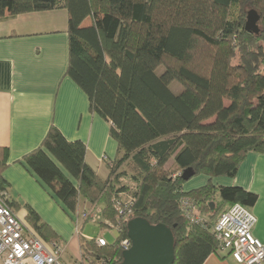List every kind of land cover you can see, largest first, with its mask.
Here are the masks:
<instances>
[{
    "label": "trees",
    "instance_id": "trees-1",
    "mask_svg": "<svg viewBox=\"0 0 264 264\" xmlns=\"http://www.w3.org/2000/svg\"><path fill=\"white\" fill-rule=\"evenodd\" d=\"M249 6L261 16L259 35L246 31ZM58 9L69 14L66 74L86 93L90 111L111 123L119 155L103 180L86 162V145L68 141L52 125L19 163L67 212L79 216L83 201L89 207L84 221L98 210L99 225L118 230L113 245L99 247L98 236L80 240L84 254L121 263L129 221L144 218L172 229L174 264H204L218 252L213 227L219 216L258 200L214 180L236 177L248 155L264 154V0H0V20ZM173 83L181 85L179 93ZM8 166L2 149L0 192H8ZM188 169L194 176L186 181ZM199 175L207 183L185 191ZM185 199L203 224L187 217ZM9 204L13 209L10 197ZM25 208L40 236L60 240Z\"/></svg>",
    "mask_w": 264,
    "mask_h": 264
},
{
    "label": "crops",
    "instance_id": "crops-1",
    "mask_svg": "<svg viewBox=\"0 0 264 264\" xmlns=\"http://www.w3.org/2000/svg\"><path fill=\"white\" fill-rule=\"evenodd\" d=\"M68 21L66 9L31 12L0 20V151H8L9 166L3 177L9 184L7 191L14 201L15 214L33 228L25 206L34 209L67 248L66 261L73 263L81 253L78 235L66 237L60 232L52 215L61 214V204L37 176L19 163L41 146L52 125L68 141H81L86 145V162L103 180L108 178L110 166L119 155L118 144L110 135L111 123L90 111L86 93L66 74ZM90 24L89 19L84 22V26ZM207 181V177L197 176L186 183L184 189L199 188ZM214 183L241 187L257 194L258 200L249 210L257 218L253 233L264 243V154L248 155L236 177H220ZM78 232L77 227L76 234ZM75 245L77 248H73ZM70 247L75 255L69 252ZM204 264L238 263L228 253L218 251Z\"/></svg>",
    "mask_w": 264,
    "mask_h": 264
},
{
    "label": "built area",
    "instance_id": "built-area-1",
    "mask_svg": "<svg viewBox=\"0 0 264 264\" xmlns=\"http://www.w3.org/2000/svg\"><path fill=\"white\" fill-rule=\"evenodd\" d=\"M9 194L0 192V263L1 264H112L110 259H84L75 263L65 261L66 248L58 241H47L33 228L27 226L9 204ZM187 217L203 224L194 202L183 201ZM124 209L119 211L122 216ZM257 218L249 208L235 204L223 212L213 227L218 251L228 253L238 264H264V243L255 237L253 230ZM96 244L107 246L104 236H98ZM123 251L132 247L130 239L122 241Z\"/></svg>",
    "mask_w": 264,
    "mask_h": 264
},
{
    "label": "water",
    "instance_id": "water-1",
    "mask_svg": "<svg viewBox=\"0 0 264 264\" xmlns=\"http://www.w3.org/2000/svg\"><path fill=\"white\" fill-rule=\"evenodd\" d=\"M261 16L256 10L248 12L246 31L259 35ZM194 176L193 169L183 173L188 181ZM213 208V207H212ZM128 237L132 243L129 250L123 252L119 264H174L176 240L172 229L164 224L152 225L144 218H134L128 223Z\"/></svg>",
    "mask_w": 264,
    "mask_h": 264
},
{
    "label": "rangeland",
    "instance_id": "rangeland-1",
    "mask_svg": "<svg viewBox=\"0 0 264 264\" xmlns=\"http://www.w3.org/2000/svg\"><path fill=\"white\" fill-rule=\"evenodd\" d=\"M245 10H246V20H247L248 12L251 11V10H255V9L253 7L249 6ZM163 71H164L163 67H161L160 69H158L157 72L158 73H162ZM171 88H172V90L175 93H179L181 91V89H182L181 85H179L178 83H173L171 85ZM199 176L201 177L202 175H199ZM196 177H194V179ZM54 198L59 202V200L55 196H54ZM59 204H61V203L59 202ZM59 208H61L60 209V211H61L60 213L61 214H53L52 215L54 224L58 227V229L60 230V232L63 235H66V237H71V236H75L76 237L78 235L80 250H81V247H80V242L81 241L80 240L92 239V238H95L97 236H104L107 239V241H108V243L110 245L115 244L116 241L118 240L119 232H118L117 229H115V228H113V229H103L99 225L100 215H99L98 210L95 211V213L93 214V217L91 218V220H89L87 222L83 220L84 217H83L82 213L87 211V210L89 211V207L88 206H83V201L80 202V207H79V213L80 214H79V216H77L76 214H71V213L67 212L65 210V208L62 206V204L59 206ZM77 227L79 228V232L76 234ZM51 229H52V227H51ZM63 239H65V238H62L61 240H63ZM58 242H60V241H58ZM63 246H65V245H63ZM73 248H77V246L75 245V246H73ZM73 248L70 247L69 248V252L74 254V249ZM77 251H79V250H77ZM66 256L67 257L69 256L67 254V248H66V253H65V261L67 259ZM91 256H89L88 254H84L83 251L81 250V253L76 256L75 261L73 263H75L77 260L84 261V259L92 262L95 257L94 256L91 257Z\"/></svg>",
    "mask_w": 264,
    "mask_h": 264
}]
</instances>
